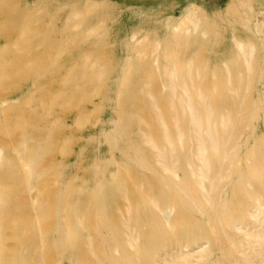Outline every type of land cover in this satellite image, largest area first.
<instances>
[{
    "label": "rangeland",
    "instance_id": "rangeland-1",
    "mask_svg": "<svg viewBox=\"0 0 264 264\" xmlns=\"http://www.w3.org/2000/svg\"><path fill=\"white\" fill-rule=\"evenodd\" d=\"M18 1L0 0V42L9 41L6 44L9 49L42 56L22 58V64L28 69L17 77L10 73L0 76V100L6 97L8 91L23 93V97L15 102L16 99L12 98L0 101L2 151L18 153L10 145L28 143L20 134H29L38 126H45L42 141L43 151L46 152L37 163L39 171L45 174V180L42 186L28 188V197L33 205L47 200L55 208L61 206L67 192L75 189L72 197L91 208V215L81 213L83 217L78 220L87 223L86 230L96 250V255H93L74 243L63 244L62 237L66 234L63 219L50 214L52 218L46 222L47 228L43 231L47 246L49 244L52 251L45 258V264H95V256H100L105 264L132 263L129 259L131 255L117 257L113 250V242L119 235L118 227L123 223L121 216L129 213L128 200L131 201L129 207H132V213L147 211L146 205L150 206L147 185L152 184L155 190L160 191L161 172L156 164L145 162L152 154L141 147L137 131L139 120L135 115L138 106L134 105L133 100L135 95L142 96L139 81L145 74L148 76L150 70L141 71L143 78L133 77L135 82L125 78L122 87L126 89V94L121 96L124 104L122 111L115 98L120 87L114 84V78L127 69L128 61L146 59L143 58L146 49L149 50L147 59H153L151 56L157 50L158 60L174 66L178 75L187 73L190 67L197 68L200 85L205 86L206 92L217 104L216 111H221L227 105L232 107V119L240 120L236 129L238 142L235 154L246 176H240L239 171L233 173V182L223 192L224 207L231 209L236 205L239 190L246 195L244 187L239 189L238 185L245 186V177L252 180L256 176L254 174L253 177V173L264 162V86L260 84L264 79V70L260 59L252 63L251 77L245 68L242 99L246 104L240 112L228 99L225 86L211 83L209 79L225 73L226 66L231 63L230 56L222 61L216 56L229 42L235 45L230 38L232 33L239 31L253 36L259 27L264 31V0H245L241 8L251 11L253 7V16L238 18L233 22L229 21L233 14L227 10L229 0H36L28 5L26 16L30 19L40 18L38 22H41V26L38 25L30 34L32 42L14 45L13 36L25 25L24 16L22 18L20 15L15 20L10 18L17 9ZM197 6L211 14L217 23L208 27L209 32L205 34L184 35L182 27L189 22L188 18L194 10H199ZM71 9L77 11L76 18L67 17ZM94 10L101 12L102 21L93 22ZM175 29H180V32L175 33ZM134 33L143 38L139 52L129 48ZM256 44L253 53L258 56L264 52V44L258 40ZM84 47L88 51L82 55ZM127 53H132L130 60L126 57ZM75 58L79 63L90 64L87 68H93V83L74 93L59 89L63 98H55L57 88H50L53 84L50 76L61 67L67 72L66 64ZM237 69L232 68L236 72ZM81 78L80 74H72V81ZM207 80L210 84H207ZM247 81L248 88L245 84ZM31 87L35 89L31 90ZM30 112L37 113L38 117L29 119L25 124L6 122L11 117L21 119L23 114ZM142 112L148 122H154L151 108L146 107ZM124 119H127L126 132L121 133L118 129L120 121ZM166 119L172 122L171 127L174 128L176 119L167 105ZM26 151L36 152L26 147L20 151L22 156L18 154L17 157H23ZM17 160L24 163L21 159ZM37 168L24 169L21 182L32 180ZM0 173L8 172L2 169ZM122 179L126 180L130 199L121 196L120 203L116 204L108 198L95 196L96 190L102 189L103 185L114 187ZM122 190L119 188V191ZM35 217L36 212H33L25 215L23 220L31 222ZM196 222L210 223V215L201 204L189 209L181 225L190 227ZM79 240L77 238L73 242ZM9 248L11 251L14 247ZM40 248L34 246L20 252L19 246L18 254L22 256L24 264H36L40 258L38 254H41ZM221 249L224 250L218 242L212 243L202 256L196 257V264H222L217 258Z\"/></svg>",
    "mask_w": 264,
    "mask_h": 264
},
{
    "label": "bare ground",
    "instance_id": "bare-ground-1",
    "mask_svg": "<svg viewBox=\"0 0 264 264\" xmlns=\"http://www.w3.org/2000/svg\"><path fill=\"white\" fill-rule=\"evenodd\" d=\"M19 1L16 2L17 9L10 18L15 20L20 15L22 18L24 16L25 25L13 36L14 45L32 42L30 34L38 25L41 26V22H38L40 18L30 19L26 16L28 5L34 4L36 0ZM244 4L245 0H229L227 10L233 13L229 18L230 22L253 16V7L251 11L242 9ZM68 12L67 17L76 18L75 9ZM94 14L93 22L103 20L99 10H94ZM188 20L182 27L184 35L205 34L209 32L208 27L217 23L203 8L194 10ZM174 32L179 33L180 29H175ZM263 32L259 27L254 33L256 39L250 33H232L230 38L235 45L229 42L216 56L220 61L230 56L231 63L226 66L225 73L213 75L209 80L225 86L228 99L234 102L238 112L246 104L242 99L245 68L251 77L252 63L260 59L259 63L264 70V52L258 56L253 53L257 48V40L264 44ZM131 39V51H141L143 38L134 33ZM8 42H0V76L10 73L17 77L28 69V66L22 64V58L42 56L9 49L6 46ZM87 51L88 48L84 47L81 54ZM143 55H140L141 58L143 56L146 59L128 61L127 69L114 78V84L120 87L115 98L122 111L124 104L121 96L126 94V89L122 87L125 78L135 82L133 77L143 78L141 71L150 70L148 76L145 74L139 81L142 96L135 95L133 100L134 105L138 106L135 115L139 120L137 131L140 134L141 147L152 154L145 162L159 167L161 189L157 191L152 184L147 185L150 206L146 205L147 211L143 213H132V207H129L131 201H127L129 213L121 216L123 223L118 227L116 242H113L114 254L117 257L131 255V264H196V257L202 256L208 246L218 242L224 249L217 253L222 264H264V162L253 173V177L254 174L256 176L252 180L245 177V186L238 185L239 189L244 187L246 195L239 190L235 206L226 208L223 202V192L233 182V173L239 171L240 176H246L245 171L238 165L235 154L238 142L236 129L240 120L232 119L230 105L216 111L217 104L208 95L205 86L200 85V72H197V68L190 67L187 73L178 75L174 66L158 60L157 50L152 54L151 60L147 59L148 49ZM126 57L130 60L132 53H127ZM74 64L78 66L75 67ZM88 66L90 64L79 63L75 58L66 64L67 72L62 67L55 71L50 76V81H53L50 88H57L55 98H63L59 89L74 93L92 84L93 68H87ZM233 67L238 68L237 72L232 70ZM72 74H80L82 78L72 81ZM209 80L207 84H210ZM245 84L248 88L249 81ZM260 84L264 86V79ZM34 87L30 89L34 90ZM10 92L0 101L12 98L16 99L15 102L23 97L20 91ZM166 105L173 110L176 119L173 122L174 128L171 127L172 122L166 119ZM146 107L153 110V123L145 119L142 111ZM37 117V113L30 112L23 114L21 119L11 117L6 122L25 124L29 119ZM127 119L120 121L119 132H126ZM44 128L42 125L29 134H20L28 143L11 144L10 148L16 150V154L4 153V146L0 143V168L8 172L0 173V264H24L22 256L18 254L19 246L20 252H26L34 246L42 247L36 264H45V258L52 251L51 246H47L43 231L47 228L46 222L52 218L50 214L63 219V226L66 228V234L62 237L63 244L74 243L78 248L96 255L95 246L86 230L87 223L83 224L82 220H78L83 217L81 213L91 215V208L72 197L75 189L67 192L61 206L55 208L47 200L33 205L28 197L27 189L42 186L45 180L44 172L37 168L39 159L46 152L43 151L42 141ZM26 147H31L36 152L26 151L23 157H17L18 154L22 156L20 151H24ZM17 159L24 163L21 164ZM27 167H36L37 170L32 180L22 183L21 172ZM119 188L124 191H119ZM127 190L126 180L122 179L114 187L103 185L102 189L100 187L96 190L95 196L108 198L119 204L121 196L130 199V191ZM196 204H201L207 210L210 223L196 222L193 226L184 227L181 220L188 216L189 209ZM33 212H36L33 221L25 222L23 217ZM77 238L80 240L73 242ZM9 246L14 248L10 251ZM95 264L105 263L100 256H95Z\"/></svg>",
    "mask_w": 264,
    "mask_h": 264
}]
</instances>
